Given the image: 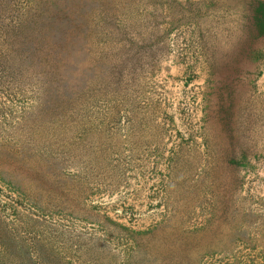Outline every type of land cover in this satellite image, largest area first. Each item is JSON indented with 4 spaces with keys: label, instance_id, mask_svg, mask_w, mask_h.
Instances as JSON below:
<instances>
[{
    "label": "rangeland",
    "instance_id": "374dc122",
    "mask_svg": "<svg viewBox=\"0 0 264 264\" xmlns=\"http://www.w3.org/2000/svg\"><path fill=\"white\" fill-rule=\"evenodd\" d=\"M264 0H0V264H264Z\"/></svg>",
    "mask_w": 264,
    "mask_h": 264
},
{
    "label": "trees",
    "instance_id": "16d2710c",
    "mask_svg": "<svg viewBox=\"0 0 264 264\" xmlns=\"http://www.w3.org/2000/svg\"><path fill=\"white\" fill-rule=\"evenodd\" d=\"M258 13V28L264 33V3L257 8Z\"/></svg>",
    "mask_w": 264,
    "mask_h": 264
}]
</instances>
